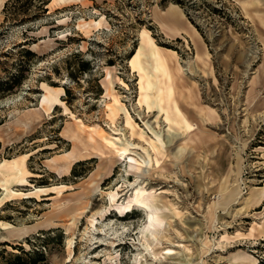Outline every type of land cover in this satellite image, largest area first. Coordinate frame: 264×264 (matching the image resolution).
I'll list each match as a JSON object with an SVG mask.
<instances>
[{"label": "rangeland", "instance_id": "374dc122", "mask_svg": "<svg viewBox=\"0 0 264 264\" xmlns=\"http://www.w3.org/2000/svg\"><path fill=\"white\" fill-rule=\"evenodd\" d=\"M171 5L182 13L175 12L179 32L163 23ZM82 20L99 24L85 32ZM145 29L176 53H167L170 68H179L174 94L155 72L170 122L147 108L142 72L130 65ZM141 58L148 68L150 60ZM43 83L59 105L40 107ZM114 97L132 116L134 135L123 111L108 117ZM174 100L197 127L193 134L176 124ZM140 130L148 140L158 133L174 143L154 151ZM103 137L132 143L129 156ZM148 160L136 169L135 161ZM13 161L17 175L8 170ZM1 163L5 185L32 196L4 201L0 220L37 226L23 238L1 230L0 264L261 260L264 236L236 234L264 220V0H0ZM223 184L237 191L234 200L225 198ZM35 187L53 192L30 193ZM136 189L151 196L161 219L155 237L142 234L150 208L133 203L119 214ZM109 193H116L112 206ZM50 220L56 224L47 226ZM166 248L174 254L164 255Z\"/></svg>", "mask_w": 264, "mask_h": 264}, {"label": "bare ground", "instance_id": "6f19581e", "mask_svg": "<svg viewBox=\"0 0 264 264\" xmlns=\"http://www.w3.org/2000/svg\"><path fill=\"white\" fill-rule=\"evenodd\" d=\"M53 1V0H52ZM59 1H63V0H59ZM178 11L181 15V10L176 6V5H171L169 11L165 12L163 15V23L165 24V26L167 28H170L171 30H175L176 32H179L180 29L178 27V22H177V16L175 14V12ZM99 22L96 20H82L81 23L78 24V28L85 30V32H88L92 27H96L98 26ZM142 39L140 42V46L137 50V53L135 55V57L130 61V65L132 67V69H137L138 72H142V74L140 75L141 79L144 78L145 80V84L144 85H140V89H142L144 91V101L147 104V108L148 109H152V108H157L158 112H165V109L161 106V101H162V97H161V89L159 86V82L157 81L155 72H158L159 70H161L163 72V74L165 75V77H167V79L170 82L169 85V89H168V93L169 95L174 94V86H175V77L176 74L179 73V68L178 67H174V68H170L169 63H168V55L167 53H172L175 54L174 50H170V49H162L161 47H159L155 42L154 39L151 37L150 32L148 30H143L142 31ZM187 44L189 43V38L188 36H186V38L184 39ZM142 56H144L146 58V60H150L149 61V67H145L144 63L142 62ZM107 75L109 77L110 80V72H107ZM111 83V81H110ZM42 88L44 91V94L42 96V99L40 101V107L42 108H49L51 109L53 106H57L61 103L60 99L58 98V96L52 92V89L50 86H48L47 84L43 83L42 84ZM111 88L110 87H106V93H110ZM107 110H108V117H112L116 114V111H123L124 116H125V123L126 126H128L131 130V134L134 135L135 134V122L133 121L132 116L130 115L128 109H126L125 105L123 103L120 102L118 97H114L113 98V103L111 105H107ZM173 108H174V120L176 122V124L179 126V129L181 130L182 133L191 135L194 133V130L197 129V127L195 126V124L191 123L189 118L187 117L186 113L182 111V109L180 108L179 104L177 103L176 100H174L173 102ZM35 118L32 119H28L27 124H33ZM165 120L167 122L172 121L171 118L167 115V113L165 114ZM26 124V122H25ZM155 137L154 139H150L148 140L145 137V132L143 130H140L138 133L139 139L142 141L147 142L150 147L152 148V150L154 151H161V152H166L168 150H170V147L173 145L174 143V139L173 136H169L166 135L163 137H161L160 134L158 133H154ZM90 139H93V137H90ZM103 139L106 142V145H110L112 147H114L116 149L117 154L120 157H128L129 156V151H130V146L132 145V143L130 142H123L120 143L119 146L117 144V141H115L114 138L112 139H106L105 137H103ZM119 140V138H117ZM116 139V140H117ZM185 148L181 147L178 148V153H181L182 151H184ZM130 159H132L131 157H129ZM67 161V160H65ZM71 164V162L69 163V165ZM136 164V169L138 170H142L143 166H148L149 165V160L148 162L146 161H135ZM0 166H4L3 163H1ZM69 167V166H68ZM8 170L11 172L12 175H17L19 174L21 168L20 165L17 162H12L9 167ZM143 172V171H142ZM19 180H21V183H18L19 185H24L26 183V180L24 179V177H20ZM4 180L0 179V188L2 189V198L0 200V206L2 205V203L4 201H8L9 199H12L14 195H22L24 197H31V194H25L22 192H16L10 188H8L5 183ZM53 189V188H52ZM52 189L49 188H42V187H35L33 189L32 192L30 193H35V192H41L43 195L48 194L47 192H53ZM221 191H226V199L228 200H234L235 195L237 194V191L235 189H229L228 186L226 184H223L221 186ZM116 198V193H109V203L112 206L114 204ZM133 203L135 204H139L142 205L144 207L150 208V211L147 212V217H148V225H146L144 227V229L142 230V234L145 237L147 234H149L151 237H155L156 232L159 230V225L161 222V219L158 215H156L153 211V203L151 201V196H145V191L141 190V189H136L133 193V197L131 200H129L123 207H117L119 209V214L120 216H126L128 210L132 209V205ZM152 206V207H151ZM86 207V206H85ZM72 209L71 206H67L64 208H62V206L58 205V207H56V210H63V212H69ZM111 214V212L108 213V215ZM107 216V214H106ZM106 219V217H105ZM91 223L93 224V220L91 221ZM56 223L53 222V220H50L46 223L47 226H54ZM37 225L34 226H30V227H13L10 223L8 222H4L0 220V232L1 230H3V232H6L8 236H16L17 238H23L25 236H27L31 230H34L36 228ZM255 233H258L259 235L264 236V220L261 223H256L254 226H252L250 228V231L248 232V234H243L238 232L236 235L237 236H249L252 237ZM2 240H6L5 237L2 238ZM71 245H72V240L69 239L68 240V248L71 249ZM148 247L152 248L150 244H147ZM154 255L156 256V253L153 252ZM174 254V251L171 248H166L165 249V253L164 255L166 256H172ZM258 263V259L253 257L252 259H250L249 264H257ZM235 264H242L241 262H237Z\"/></svg>", "mask_w": 264, "mask_h": 264}, {"label": "trees", "instance_id": "16d2710c", "mask_svg": "<svg viewBox=\"0 0 264 264\" xmlns=\"http://www.w3.org/2000/svg\"><path fill=\"white\" fill-rule=\"evenodd\" d=\"M257 264H264V258H262L261 260H259Z\"/></svg>", "mask_w": 264, "mask_h": 264}]
</instances>
